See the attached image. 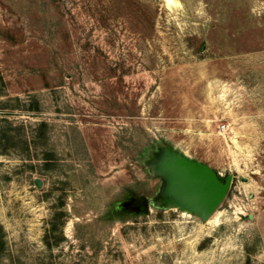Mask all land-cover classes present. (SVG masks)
<instances>
[{
    "label": "rangeland",
    "instance_id": "rangeland-1",
    "mask_svg": "<svg viewBox=\"0 0 264 264\" xmlns=\"http://www.w3.org/2000/svg\"><path fill=\"white\" fill-rule=\"evenodd\" d=\"M0 264H264V0H0Z\"/></svg>",
    "mask_w": 264,
    "mask_h": 264
},
{
    "label": "water",
    "instance_id": "water-1",
    "mask_svg": "<svg viewBox=\"0 0 264 264\" xmlns=\"http://www.w3.org/2000/svg\"><path fill=\"white\" fill-rule=\"evenodd\" d=\"M227 185H228V183H227ZM227 185L225 186V188L221 192V194L219 196H217L216 198H214V200L211 202L210 208H209V210L206 213L207 215L209 214L210 210H212L216 206V204L219 202V200L222 198V196L224 195V193L226 191Z\"/></svg>",
    "mask_w": 264,
    "mask_h": 264
},
{
    "label": "bare ground",
    "instance_id": "bare-ground-1",
    "mask_svg": "<svg viewBox=\"0 0 264 264\" xmlns=\"http://www.w3.org/2000/svg\"><path fill=\"white\" fill-rule=\"evenodd\" d=\"M236 120V119H235ZM224 128V127H223Z\"/></svg>",
    "mask_w": 264,
    "mask_h": 264
}]
</instances>
